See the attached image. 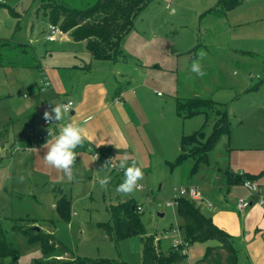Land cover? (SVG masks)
Masks as SVG:
<instances>
[{
    "label": "rangeland",
    "instance_id": "1",
    "mask_svg": "<svg viewBox=\"0 0 264 264\" xmlns=\"http://www.w3.org/2000/svg\"><path fill=\"white\" fill-rule=\"evenodd\" d=\"M57 1L77 7L84 0ZM217 1L150 0L123 37L120 45L123 54L114 62L94 61L92 69L82 73L84 79L100 78L109 87L118 84L114 75L118 68L133 75L130 86H121L126 92L125 98L134 97L126 102L133 119L130 128L134 131L125 129L131 144L130 155L143 165L144 178L139 181L142 190L124 195L115 191L123 182L121 174H111L109 184L101 188L99 179L110 171L102 169L103 163L95 166L90 159L83 161V166L75 165V179L69 182L67 178L62 179V172L38 170L34 165L35 154L16 148V139L23 129L31 128V123H21L14 113L20 109L23 93L30 96L37 87L39 63L67 60L68 55L61 58L52 53L56 42H44L49 22L40 13L48 0H0V224L17 253L16 258H5L2 264L77 258L140 264L143 249L140 235L112 240L99 226V223L111 224V205L134 200L141 208L144 234H155L159 248L165 252L168 241L176 235L169 230L176 229L181 222L174 206L165 204L177 187L191 179L195 183L205 167L215 169V164L225 165L234 134L239 139L254 134L264 139V120L259 121L264 116V60L261 61L264 59V0H241L230 12L219 13L215 9ZM229 24L237 25L236 29L229 32ZM30 39L35 50L29 45ZM20 43L28 44L33 50L17 52L22 48L14 45ZM232 47L246 49L249 54L253 50L257 58L245 56L239 49L231 50ZM206 49L209 52L201 61L205 75L199 77L190 69L198 58L197 53ZM88 54L80 57L88 62L92 60H86ZM193 54L195 58L190 56ZM234 71L238 75H233ZM232 79L234 83L230 86L235 88L230 89ZM256 85L259 87L252 89ZM41 86L39 83V89ZM196 96L213 99L224 106L231 132L228 137L221 136L208 154L209 164L200 165L195 178L189 175L192 160L174 163L180 152L181 137L198 129L207 136L218 118L211 111L208 116L205 113L186 116V110L177 107L178 98ZM40 110L31 112L45 130L39 118ZM10 120H15L11 127L15 132L9 139L1 132L9 128ZM63 120L55 121V125H62ZM57 134L58 131L53 137ZM230 169L237 170V166L232 164ZM63 196L68 201L67 220L62 219L61 210L56 207ZM160 212L163 216H159ZM13 226L17 229L13 230ZM36 226L39 231L25 235L26 229ZM41 230L52 234L67 251L56 248L43 253L41 242L32 241ZM195 247L193 255L197 254ZM183 264H190V260Z\"/></svg>",
    "mask_w": 264,
    "mask_h": 264
},
{
    "label": "crops",
    "instance_id": "2",
    "mask_svg": "<svg viewBox=\"0 0 264 264\" xmlns=\"http://www.w3.org/2000/svg\"><path fill=\"white\" fill-rule=\"evenodd\" d=\"M235 26L237 25L232 26L229 24V32L234 31L236 29ZM46 27L48 30V26ZM56 38L57 39L54 41L44 39V42H56L57 45L52 47V53L61 55V58L68 55V59H55L53 62L51 61V63L45 65L41 62L39 63L36 75L38 85L30 96L29 94L26 95L23 93L22 96L24 99L21 102L20 109L14 113V116L21 121V123H31V128L23 129L16 139L18 141L16 142L18 144H16L18 146L17 149L35 154L33 157L34 165L38 170L58 173V170L46 165L43 159L48 145L54 141L55 137L38 141L32 139L26 132L27 130H33L36 133L44 131L43 127H40L41 123L36 120V115H32V110H39L46 101L56 103L58 99H71L74 102L73 110L70 115L71 121L80 122L93 137V142H88L86 140L84 146H78L75 149L77 153L76 166H83V161L90 159L94 161L93 163L95 166H99L100 163L104 164L108 157L112 158L113 162H118V160L125 155H127L130 160H134L132 155H130L131 144L126 132L127 128L134 131L133 128H130L133 125V119L126 109V102L128 100L131 101L134 97L130 95L128 98H125L126 92L121 90L123 88L121 86H130L129 82L133 79V75L118 68L114 75H116V81L119 85L117 84L110 87L100 78L84 79L85 75L82 73L84 70L92 69V62H107L112 60H95L88 54L89 56H87L88 58L86 60L90 58H92V60L85 62L84 59L81 58L84 53L85 55L87 53L84 41H73L67 33H62L60 36L57 34ZM28 42L29 45H33L32 39ZM203 46H205V44ZM253 47H255V45H253ZM232 49H239L243 55L257 58V56H255L257 53L253 50H249L253 53L250 52L249 54L247 51H244L246 49L243 48L232 47L231 50ZM205 52H209V50L206 49ZM190 56L195 58V54ZM75 60H78L79 63H76ZM263 60L264 59H261V61ZM87 63H89V65ZM43 81H48L49 85L46 89L40 90L39 83L41 85ZM233 83L234 81L232 79L229 83L230 89L235 88V86H230ZM258 85L252 89L258 88ZM120 90L123 91L122 96H119ZM124 98L125 100H123ZM116 115H118V117ZM260 120H264V116L259 119V121ZM14 121L15 120H10L9 122H11V124L9 128H6L7 130L3 132L9 139L11 134L15 132L11 129ZM13 138L15 137L13 136ZM254 141L256 143H254ZM2 142L3 141H1V144ZM230 144L231 146L229 147L225 165L219 166L215 164L213 165L215 169L205 167L204 170L201 169V166L195 174V178L200 169L203 171V175L198 176L195 183H191V179L187 184L181 186L194 185L202 198L201 201L196 203L202 207L204 214L210 216L212 222L218 228L233 237V245L237 252V264H264V139H261V136L258 134L244 135L239 139V136L234 134ZM93 150L100 152V157L98 159L92 157L91 152ZM232 164L237 166V170L230 169ZM226 167L234 173L257 174L258 176L254 181L259 187L258 193L250 194L241 184L227 187L222 177L223 175L221 176V172L219 171L220 168ZM111 174H121L124 178L123 172L117 173L114 169H110L106 175L110 176ZM240 198L247 199L249 201V206L243 209L237 208L236 202ZM174 209H176V207H174ZM159 216H163V213ZM180 225L181 222L176 229L172 228L169 232L182 233V230L179 228ZM162 236L166 237L167 235L165 234ZM170 240L168 242H170ZM217 245H219V243L216 240H208L203 243H192L189 245L188 255L185 261L189 259L190 264H195L196 261L202 258L207 247ZM194 246H196L195 249H197L196 255L191 254ZM224 256L225 254L223 257Z\"/></svg>",
    "mask_w": 264,
    "mask_h": 264
},
{
    "label": "trees",
    "instance_id": "3",
    "mask_svg": "<svg viewBox=\"0 0 264 264\" xmlns=\"http://www.w3.org/2000/svg\"><path fill=\"white\" fill-rule=\"evenodd\" d=\"M45 1V0H43ZM150 0H84L77 7L57 0H48L41 10L49 24L55 25L61 32L68 33L73 41H84L85 49L95 60H112L122 55L121 43L123 37L131 30L134 19L142 12ZM241 0H218L216 11H227L236 7ZM12 15L15 13L11 10ZM13 12V13H12ZM14 16H17L15 14ZM14 47L22 49L19 53H28V44H16ZM177 107L186 110V116L198 113H215V120L210 134L205 136L202 129L191 134L183 135L180 140V152L174 163H182L192 160L189 175L197 173L200 165L209 164V152L213 150L221 136L230 135L231 127L228 124L224 106L210 98L191 97L178 98ZM5 131V130H2ZM3 133V132H1ZM224 177L226 186L242 184L245 179L254 180L257 174H240L231 172L227 167L219 170ZM68 201L63 196L58 199L56 206L61 210L62 219L68 218ZM134 200L122 202L110 207L111 224L99 223L112 240L123 237L140 235L143 249L140 264H178L185 261L186 256L181 255L179 249L169 246L164 252L159 248V239L155 234L145 235V228L140 219V212ZM176 212L181 219L179 228L182 230V238L188 244L203 243L208 240H216L219 245L207 247L202 258L196 264H237V252L233 245V237L218 228L210 216L204 214L198 204L189 198L180 197L177 200ZM20 228H22L20 226ZM13 230L17 229L13 226ZM33 228L25 230L29 236ZM39 231V230H38ZM41 242L43 253H49L56 248L67 251L52 234L43 232L37 234L35 239ZM222 252L225 256H222ZM17 253L11 242L7 241L5 232L0 224V264L5 258H16ZM34 264H126L122 261L89 258H77L75 260H47L44 262L35 260Z\"/></svg>",
    "mask_w": 264,
    "mask_h": 264
},
{
    "label": "clouds",
    "instance_id": "4",
    "mask_svg": "<svg viewBox=\"0 0 264 264\" xmlns=\"http://www.w3.org/2000/svg\"><path fill=\"white\" fill-rule=\"evenodd\" d=\"M207 53L203 50L197 53V59L192 62L190 71L195 73L199 77H203L205 72L201 61L206 57ZM233 75H238V72L234 71ZM73 110V104L71 101L67 103L56 104L51 111L46 110L43 114L46 121H61L69 112ZM54 113V115H53ZM93 142V137L89 134L84 126L77 121H69L59 129L58 135L55 136L53 142L48 147L46 154L43 156L46 165L63 173V178H67L69 182L75 179L73 168L76 163L77 153L75 149L80 146H84L85 141ZM98 156L96 157V159ZM116 169L122 170L124 174L123 182L120 183L115 191L124 195H131L137 190H142L143 185L139 183L144 178L143 165L137 160H130L125 155L113 162V159L105 161L102 169ZM23 177H20L21 182ZM111 180L110 176H104L99 179L101 188L106 187ZM181 241H174L173 246H176Z\"/></svg>",
    "mask_w": 264,
    "mask_h": 264
},
{
    "label": "built area",
    "instance_id": "5",
    "mask_svg": "<svg viewBox=\"0 0 264 264\" xmlns=\"http://www.w3.org/2000/svg\"><path fill=\"white\" fill-rule=\"evenodd\" d=\"M47 31H48V34L45 36L44 39L45 40H48V41H54L56 39V35L58 33H60L59 28L57 26L51 25V24L48 25V30ZM41 85L42 86H41L40 90H44L49 85V82L48 81H43L41 83ZM122 95H123V91H121L119 93V96H122ZM69 101H71L72 104H73V106H74V102L71 99H64V100L58 99L56 103H51L49 101L44 102L43 106L41 107L40 113H39V118H40L43 126L46 129L43 132H41V133H36L33 130H27L26 133L32 139H34V140L36 139L38 141H43V140L52 138L54 136V134H55L56 131H58V133H59V129L62 126H64L66 123H68L69 121H71L70 115H71L72 110L69 112V114L62 121V125H59V124H56L55 125V121L54 120L51 121V122L46 121L44 119L43 114H44V112L46 110L51 111V109L54 108L56 104H59V103H67ZM53 115H54V113H53ZM16 148H18V146H16ZM91 154H92V157L94 159H96L97 156H98V158L100 157V152L97 151V150H93L91 152ZM109 159H110L109 157L106 158V161L109 160ZM114 170H116V169H114ZM122 172H123L122 170L117 171V173H122ZM240 174H241V172H240ZM241 185L250 194H256L259 191V187H258V185L256 184V182L254 180L245 179L242 182ZM180 197H186V198H189V199L194 200L195 202H199V201L202 200L201 196L199 195V193L197 191V188L194 185L179 186L175 190L174 196L165 203L166 206H171L172 205V206L176 207L177 200ZM236 205H237V208L243 209V208L249 206V201L247 199H245V198H240L236 202ZM137 209H138V211H140V209H141L140 206H137ZM174 241H181V242H179L178 244H176V246H173V242ZM169 246H171L173 248L179 249V252H180L181 255L187 256V254H188L189 244H188V242H186L184 240V238H182V236H181V234L179 232H177L176 235L173 238H171L170 243H169ZM182 264H183V262H182Z\"/></svg>",
    "mask_w": 264,
    "mask_h": 264
},
{
    "label": "water",
    "instance_id": "6",
    "mask_svg": "<svg viewBox=\"0 0 264 264\" xmlns=\"http://www.w3.org/2000/svg\"><path fill=\"white\" fill-rule=\"evenodd\" d=\"M159 215H162V213H159ZM33 229H35L36 231H38L39 230V228L36 226V227H34Z\"/></svg>",
    "mask_w": 264,
    "mask_h": 264
}]
</instances>
